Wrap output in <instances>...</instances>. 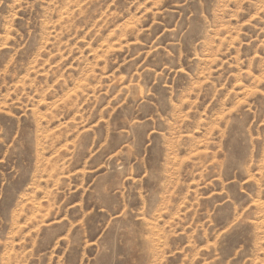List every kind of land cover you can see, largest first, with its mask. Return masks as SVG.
<instances>
[{"label": "rangeland", "instance_id": "374dc122", "mask_svg": "<svg viewBox=\"0 0 264 264\" xmlns=\"http://www.w3.org/2000/svg\"><path fill=\"white\" fill-rule=\"evenodd\" d=\"M0 264H264V0H0Z\"/></svg>", "mask_w": 264, "mask_h": 264}]
</instances>
